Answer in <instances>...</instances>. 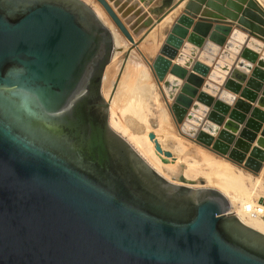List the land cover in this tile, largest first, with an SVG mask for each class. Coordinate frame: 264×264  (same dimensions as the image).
I'll list each match as a JSON object with an SVG mask.
<instances>
[{"label": "water", "instance_id": "1", "mask_svg": "<svg viewBox=\"0 0 264 264\" xmlns=\"http://www.w3.org/2000/svg\"><path fill=\"white\" fill-rule=\"evenodd\" d=\"M97 1L133 43L107 1ZM109 1L119 5L118 0ZM161 2L149 8L156 18L174 4V0ZM243 3L246 7L239 17ZM227 5L230 10L210 1L207 6L220 14H204L220 23H230L224 18L237 21L251 35L263 34L259 24L264 26V12L254 0H228ZM123 7L117 8L121 18L128 12H122ZM196 8L189 1L184 13ZM188 14L177 19L172 33L186 34L178 26H191ZM140 17L134 22L125 19L134 36L151 23V17ZM205 28L204 23L196 24L188 42L201 44L199 32ZM216 28L230 31L229 25ZM216 32L210 38L222 42ZM172 37L165 45L179 47L181 42ZM231 37L246 35L236 29ZM246 45L241 57L255 62L262 42L248 38ZM114 48L112 33L81 0H0V264H264V236L234 216H222L226 204L217 192L167 183L111 130L100 85ZM191 48L186 43L184 53H191ZM165 52L174 57V51ZM184 53L175 56L171 68L170 60L160 55L152 65L158 79L165 77L161 89L173 101L170 108L177 119L190 105L187 97L176 94L180 83L176 76L186 73L181 65L192 63ZM221 58L232 63L235 59L225 51ZM258 64L263 66V61ZM238 65L251 68L243 61ZM195 67L206 74L205 66ZM215 68L226 74L230 70L219 61ZM253 74L260 76L259 69ZM231 77L242 81L245 75L235 68ZM197 78L190 74L188 80L199 85ZM223 86L232 92L240 89L231 80ZM186 91L195 93L191 87ZM221 93L233 100L228 92ZM241 96L253 99L245 91ZM198 101L211 102L205 94ZM257 103L264 107V98ZM198 108L199 104L192 106ZM214 108L223 111L227 105L218 99ZM253 114L259 120L246 123L251 130L264 120L261 110ZM208 118L215 125L223 121L216 112ZM187 119L196 118L189 113ZM204 125L206 130L216 128ZM242 135L253 138L250 130ZM261 136L259 143L264 145V128ZM156 149L161 151L157 143ZM259 155L253 150L247 165L257 170Z\"/></svg>", "mask_w": 264, "mask_h": 264}, {"label": "rangeland", "instance_id": "2", "mask_svg": "<svg viewBox=\"0 0 264 264\" xmlns=\"http://www.w3.org/2000/svg\"><path fill=\"white\" fill-rule=\"evenodd\" d=\"M96 1L97 0L93 1V3L92 2L89 3V0H82V2L84 4H86L90 8H93V10H94L93 4ZM141 1L142 0L139 1L140 4L138 2L139 6L137 5V9L140 8V10H142L140 12L141 14L148 12V13H146L147 18H149V17L153 18L152 21L154 22L156 17L153 15H150L151 12H149L150 10H148V9L151 8L152 6H154L158 1L160 3H162L161 2L162 0H143L142 2ZM176 1L177 0H174V2H176ZM189 1L193 2L196 5L197 11H191V14L184 13L186 6L184 8V6L179 5L173 11L169 12V14H171L174 11H177V9H178V11L175 12V13H177L176 14L177 19L183 14H188V16L190 18H192V23H191L190 27L185 28L184 25H182V24H179V26H178L180 29L183 28L184 30H186V34L184 36H181L180 33H178V34L172 33V29H173L174 25L176 24L175 20H177L175 18V20H173L175 23L174 22H173L174 24L172 23L173 25L172 24H169V25L165 24V25L160 27V25H158L159 23L156 24V26H158V27L156 28V26H155L156 29H154V32H156L157 37L155 38V35H154L155 33L153 34V38L155 40L152 39L151 37L147 38V36L145 39L144 34H145V30L148 29V26H146L143 29L144 32L142 30L141 34H138V36H134L132 34V31L130 30L131 31L130 34H131V36L135 42V43H130L125 38V36L121 33V31L119 29H117V26L113 23V21L109 20V19H111L109 17V15L105 14L107 19L109 18L108 21H110V24L112 25V26H110V25H107V26L108 27L110 26L112 29L114 28V30L111 31L114 35L113 36L114 39L116 38V36H118L119 38L117 37L116 39H118V40L121 39L122 42L124 41L126 45L124 43H123V45H125L127 48L125 49L124 52L122 51L123 52V53H121L122 54L121 55L122 60H121V62H119V64H117L119 61L117 59L120 58V56L118 55V57H117L116 53L118 52L119 48L115 43V49L113 51V55H111V59H110L109 63L107 64L108 66L106 65L107 67L105 69L106 70V73H105L106 78L103 80V83H102L103 95L105 94L104 95L105 98L109 99L110 95H112V93H114L116 91L118 82L122 79H124L125 81L128 82L127 87H129L128 89H130V91L128 89L126 91V87L123 84V86H121L122 91H124L126 93H133L134 95L137 94V93L133 92V91L137 90V85H140L142 83L147 84L149 90H146V92L149 91V93H145V99L147 100V99L151 98V100H152L151 102L154 105L153 106L151 103V106H150L151 109H153L152 112L154 114L153 115L154 117L152 115L147 117V120L148 121L150 120L148 122L150 125V129L151 130H161L162 133H165V134L170 133L168 136L167 135L165 136V138H164L165 143L168 144V146H171V147L179 146V148H180L179 149L180 153H178L176 155V153H177L176 152L175 154H171V157L167 158L171 162H167V163L162 162V165L173 164L176 161V159H177L176 157L179 156V154L181 156L182 154L186 153V156L182 155V159H179L177 161L182 166L181 169H182L183 173L181 172V176L183 177V180H180L178 178V179L174 180L173 183L187 185V186H190L193 188L212 187V188H216L219 190V188L216 186V184L212 183L213 184L212 185L211 183L207 182V178L205 175V173H207V171L212 172V173L216 172L217 174L214 177H222V173L223 174L228 173L230 175L232 173L241 174L243 176V181H244L245 185L251 190V201H257V200H259V197L264 196V168H263L264 162H263L261 169L255 173V172H252L251 170H249L248 168H246L245 161L249 157L252 147L256 145L257 140L261 137V132H262V129L264 128V120L262 122H260V127L258 130H251L250 127L246 126V123L248 121H251V123H253V124L255 122H258L259 119L253 114V110L258 109V110H261V112H264V107H262L261 105H259L257 103L260 98H264V53H263L264 52V39L260 38V37L264 38V26L262 24H259L262 27L263 34H261L260 37H258V36H254V35H251L250 33H248V31L243 29V27H241V25L238 24L237 21H229L227 18H224L225 20H227V22H230L227 24V23H220L219 21L218 22L212 21V20H209L210 19L209 17H206L208 15H205L204 14L205 12H214L217 15L220 14V12L214 11L211 8H209L207 6L208 2L212 1L215 4L221 6L223 9L230 10V7L227 5L228 0H224V1H220V0H189ZM257 2L259 4V6L264 11V0H257ZM96 3L98 4L99 2L97 1ZM127 3L125 4V7H123V9H124L123 11L127 10L128 12H127L125 18H121V19L125 23L126 18L129 17V19L132 20L136 15L137 17L131 21V22H134L137 20V18H139L140 13L135 14L136 13L135 11H137L135 9L136 7L133 6V3L131 4V2H129L128 4ZM141 4L143 7L141 6ZM146 5H148V6H146ZM132 6H133V8L135 7L134 9L132 8L133 10L130 9ZM245 7H246V4L243 3L242 7H241V11L237 12L239 17L242 16L243 10ZM181 8H183V9L181 10ZM101 10H102V8H101ZM179 10H181L180 14H178ZM129 11H131V12H129ZM130 15H133V17L131 18ZM120 16H121V14H120ZM153 22H151V23H153ZM199 23H202V24L204 23V26H206V28L204 29L203 32L202 31L199 32V35L203 39L202 43L195 45L194 43L188 42L187 37L189 36V34H191L194 31L196 24H199ZM221 24H224L227 26L229 25L230 31L228 33H223L221 31L219 32V31L215 30V29H217L216 27L218 25L221 26ZM125 25L129 28L128 23H126ZM231 25L234 26L232 29H231ZM159 27H160V30H159ZM236 29L243 32L247 38L246 37L244 39L232 38L231 34ZM159 31H161V32H159ZM213 32H216L217 37L222 36L223 41L218 42V41L212 40L210 37H211V34ZM142 33H143V35H142ZM170 34L173 35L172 40H174L176 38L177 40H179L181 42L179 44V47H177V48L175 46H173L172 43H169L167 45L166 51H168V53H171V51H174V57H169V55L167 56L160 51V49H161L160 45H162V43L165 41V39H167L169 37ZM248 38H253L257 41H261L262 45H263L262 49L257 52V60L255 62H252V63L247 62L246 60H244L241 57L242 50L244 48L248 47L246 45ZM152 40H154V41H152ZM186 43L192 47L191 53L190 52L184 53L185 51H184L183 47L186 45ZM228 44H232L231 47H233V48L228 47ZM249 49L255 50L252 47H249ZM224 51H225V53H229L231 56L235 57V59L233 58L234 63H232L233 60L229 61L226 58H221V55L224 53ZM183 53L185 55H187V57L190 59V61L192 63L189 67L181 65V66H183V69L186 70V73L183 77L176 76V78L180 81L179 86L176 89V94H183L185 97H187L190 100V105L188 107H186L187 111H186L185 115L183 117H181L182 119H177V116L175 115L173 109L171 110V108H170L173 101L170 99H166V97L164 96L163 91L161 89V86L163 84V79L165 77L163 79H158V77L155 75V73L151 69V64L153 65V61L155 60V58L160 55V56L164 57L165 59H167L168 61L170 60V62H172V66H173L177 62L175 59L176 58L175 56H178L179 54H183ZM202 54L205 55V58L202 57ZM129 57H135V59L137 60L136 63L138 64V68H137V70H136V68H135V70H133V68H131L127 72L126 77H123L122 72L124 70V66L126 64V61L129 59ZM115 60H116V62H115ZM259 60L263 61V66H260L258 64ZM218 61L223 65L226 64L229 66V69H230L228 71L229 74L228 73L226 74L223 70L221 71V70H218L215 68V63ZM240 61H243L245 64H250L251 68L246 70L245 68H243V66L241 67L240 65H238ZM196 64H198L199 66H200V64L205 66L207 68L206 74H202L201 72H199L197 70V68L195 67ZM112 66H114V67H112ZM235 68H237L239 71L244 73L245 77L242 81L238 80L237 78L231 77V73H232L233 69H235ZM255 68L259 69L260 76L253 74V71ZM167 74H170V69H168ZM190 74H194L195 76H197L198 77L197 79L201 80V84L196 85V84L190 82L188 80ZM212 74H215V76H216L215 79H213L211 77ZM112 78H114V79H112ZM111 80H112V82H111ZM124 80H123V82H124ZM227 80H231L235 84H239L240 89L238 90V92H232L223 86L224 81H227ZM207 86H209V87H207ZM190 87L195 89V93L192 95L189 94L188 91L184 92V89L187 90V88H190ZM121 89H119V91H121ZM223 91H226L231 96H233V100L230 101V98L223 96V94L221 93ZM243 91H245L246 93H251V95L253 96V99H248V98H245L244 96H241V92H243ZM150 94H151V96H150ZM152 94H153V96H152ZM200 94H205V95L209 96L211 102H209V103L199 102L198 97ZM106 95H108V96H106ZM154 96H155V98H154ZM218 99L227 105L226 110L219 111L218 109L214 108L215 101H217ZM239 101H243L244 103L247 104V106L242 105V103L238 104ZM194 104H199V106H200V108H198L197 111H196V109H192V106ZM188 112L196 118V119H190L189 121H187V123L188 124L191 123V125H194L193 124L194 121H197L198 124L202 123L201 121H203L204 124L209 123V124L215 125L216 123H214V121H212L210 118H208V116L212 112H216L217 114L222 116V118H223L222 120H224L227 123L231 122L233 125L238 127V129H239L238 133L235 136L233 143L229 144V150L227 153H216L213 150H211L213 148V142L209 145L205 144L206 146H204V145L198 143L195 137H191V136L189 137V135L186 136V134H184V132L181 130V127H182V124L185 122V118H186V115ZM234 112H235V115L237 118H239L240 116H242V117L240 119H237L236 117H235L236 119L231 117V114H234ZM116 113H117L116 115L118 116V118H120L121 120H125L128 118L129 119H131V118L135 119L134 117H132L130 115V113H127V112L124 113L123 115L122 114L120 115L121 112L116 110ZM159 113H161L163 115V117L165 116L164 122L158 121L157 116L159 115ZM131 120H129L130 124H127L128 126L130 125V127L132 126ZM135 121H133V123L137 124L138 121L137 120H135ZM138 124L140 125V131H142L144 129L145 125H143V123L142 124L138 123ZM221 128H222V125L220 126V129ZM248 130H250L252 135H253L252 140H250V139L246 140L244 135L242 136L243 132L248 131ZM217 138H218L217 134L214 135V141L217 140ZM238 140H241V141L238 142ZM236 142L241 143V144H242V142H247V144H249V148L247 150L238 149L237 146H235ZM181 149H183V150H181ZM236 150H237L239 155L234 156L232 153ZM168 151L171 152L169 148H168ZM182 152H184V153H182ZM203 156L210 157L211 159H213L216 162L213 165V167H208V166L204 165V163H203L204 161L202 160ZM217 162H218V164H217ZM195 163L200 165V166H198V165L195 166L199 170L197 172V174L189 172L190 166L194 165ZM186 164H188V165H186ZM185 170H187L189 172L190 176H186L184 174ZM220 170L223 172L221 174H218L221 172ZM170 182H172V181H170ZM253 186H255V187H253Z\"/></svg>", "mask_w": 264, "mask_h": 264}, {"label": "bare ground", "instance_id": "3", "mask_svg": "<svg viewBox=\"0 0 264 264\" xmlns=\"http://www.w3.org/2000/svg\"><path fill=\"white\" fill-rule=\"evenodd\" d=\"M93 1H95V0H89V3L90 2L93 3ZM106 1H107L108 5L116 13V15L119 17V19L121 20V22L123 23L125 28H127L128 32L130 34L131 31L125 25L126 22L124 23V21L121 19L120 14L117 13V8H120L123 5L125 7V4L127 2L128 3L131 2V4L133 3V5H135L136 8L135 7L134 8L137 11H139V13H140L142 10H140V8L137 9V5L139 6V4H140L139 1L140 0H118L119 5L117 7L113 6V1H109V0H106ZM254 1L259 6L257 0H254ZM96 2L93 4V6H94V10H95L94 12H95L97 18L108 29L110 28L109 29L110 32L113 31L114 28L112 29L110 27L112 25L110 24V21H108L109 18L107 19V17L105 16V14L106 15H109V14L106 12V10L104 9V7L102 6V4L100 2L98 4ZM138 2H139V4H138ZM185 2H186V0H177L168 9L166 8L163 11V13H161L159 15V17L155 19L154 22L152 21L153 18H151L150 22H153V23H147L148 29L145 30V34H144L145 35L144 36L145 39H146V36H147V38L151 37L152 39H154L153 38V34L154 33H155L154 34L155 38L157 37L156 36L157 35L156 32H154V29H156L158 27V26H156V24L159 23L158 25H160V27L165 25V24H168V25L172 24L174 22L173 20H175V18L177 16L176 15L177 13H175V12H177L178 9H177V11H174L171 14H169V12L173 11L179 5L184 6V8H185V6L187 4V2L186 3ZM141 6H142V4H141ZM146 6H148V5H146ZM101 8H102V10L104 12L101 10ZM260 9H262V8L260 7ZM123 10L124 9H122L121 11L123 12ZM137 11H135V12H137ZM262 11H263V9H262ZM129 12H131V11H129ZM146 13H148V12H145L143 14L140 13L139 17L141 16L140 18H142L143 16H146ZM130 17L132 18L133 15H130ZM136 17L137 16L135 15L134 18H136ZM109 20L113 21L112 19H109ZM175 21H177V20H175ZM142 23H143V21H141L139 23V25H141ZM107 25H110V26L108 27ZM155 26H156V28H155ZM160 27H159V30H160ZM143 28H145V27H143ZM117 29H119V28L117 27ZM143 32H144V30H143ZM159 32H161V31H159ZM112 35H113V33H112ZM142 35H143V33H142ZM117 37L118 36H116V38ZM116 38L114 39V37H113V40H114V44L116 43V45L119 48L118 52L116 53L117 57H118V55L120 56V58L117 59V60H119L117 64H119V62H121V60H122V56H121L122 54L121 53H123L127 47L125 46L126 44H125L124 41L122 42L121 39L118 40ZM154 40H152V41H154ZM132 41H133V43H135L133 38H132ZM165 41H166V39H165ZM165 41L162 43V45H160L161 46L160 47L161 48L160 51L162 53H166L165 50H167V49H165V47H167L165 45ZM123 43L125 45H123ZM115 62H116V60H115ZM136 62H137V60L135 59V57H129V59L126 61V64L124 66V70L122 72L123 73V77H126L127 72L131 68H133V70H135V68H136V70H137L138 64ZM106 67H105V69H106ZM112 67H114V66H112ZM171 67H172V62L170 64L169 68H171ZM105 69L103 71V75H102V78H101L100 93H101V96H102V99H103L104 103L106 102L108 104V108H107V123H108L109 127L111 128V130H113L114 132L119 134L121 137H123L126 140V142L134 149V151L146 162V164H148L155 171V173L158 174L164 181H166L167 183H169L171 185L185 187L186 189H188L190 191L213 190V191L217 192V194L221 197V199L226 204L225 205L226 207L223 210L222 216H225V217L234 216L235 219L239 223H241L242 225H244V226H246V227H248L250 229L255 230L256 232H258V233H260V234H262L264 236V218H263L264 217V196L263 197H259V200H257V201H251V190L245 185V183L243 181V176L241 174H235V173H232L231 175L228 174V173H226V174L224 173L223 174L222 173L223 171H221L222 170L221 169L220 170L221 172L218 173V174L222 173V177H214L217 174L216 172L212 173V172H208L207 171V173H205L206 178H207V182L211 183V184L212 183L216 184V186L219 188V190L216 189V188H212V187L193 188V187H190V186H187V185L173 183V181L178 179V178L180 180H183V177L181 176V172H182L181 168H182V166L177 161L179 159H182V155L186 156V153L182 154L181 156L179 154V156L176 157L177 159L175 158L176 161L173 164L162 165V162H164V163L171 162L167 158L171 157V154H175L176 152H177L176 155L178 153H180L179 152L180 148H179V146H174L175 144L173 145L174 147H171V146H168V144L165 143V139L164 138H165L166 135L168 136L170 133L165 134V133H162L161 130H151L150 129V125L148 123L150 120L148 121L147 117L150 116V115L153 116L154 114L152 112L153 109H151V107H150L151 103H152L151 102L152 101L151 98H149L147 100L145 99V93H149V91L146 92V90H149L147 84H143L142 83L140 85H137V90L133 91L134 93H137V94L134 95L133 93H126V92L122 91L121 86H123V84L126 87V91L129 88V87H127V83L128 82L125 81L124 79H122V80H120L118 82L116 91L114 93H112V95H110L109 99H106L105 96H104L105 94L103 95V92H102V83H103V80L106 78V75H105L106 70ZM151 69L153 70L152 64H151ZM112 79H114V78H112ZM123 80H124V82H123ZM111 82H112V80H111ZM119 89H121V91H119ZM128 90L130 91V89H128ZM106 96H108V95H106ZM150 96H151V94H150ZM152 96H153V94H152ZM154 98H155V96H154ZM152 105H153V103H152ZM116 110L121 112L120 115L121 114L123 115L126 112L130 113V115L132 117H134L135 119L131 118L132 119L131 120V119L128 118V119H125V120H121L116 115L117 114ZM188 116H189V112L187 113L186 118H185V122L182 124V127H181V130L184 132V134H186V136L189 135V137L190 136L191 137H195L197 142L202 144V145H204V146L209 145V144H211L213 142V148L211 150H213L216 153H227L228 152L229 144L233 143V141L235 139V136L238 133V130H239L238 127H233V126L232 127H228L226 125V122L223 120L219 124L215 125L216 128H214L212 130H208V129L206 130V129H204L205 125H204L203 121H201L202 123H199V124H198L197 121H194V123H193L194 125H191L190 122H189L190 124H188L187 123V121H189L187 119ZM157 118H158L159 122H164L165 116L163 117V115L161 113H159ZM129 120L132 121V124H131L132 126L131 127H130V125L129 126L127 125V124H130ZM135 120H137L138 123H140V124L143 123V125H145L144 129L142 131H140V125L138 123L137 124L133 123V121H135ZM221 125H222V128H221L222 130L220 129ZM258 129L256 128L255 130H258ZM150 132L153 133V135H154L153 138L149 137V133ZM216 134H217L218 138H217V140L214 141V135H216ZM261 134H262V132H261ZM260 138H262V136ZM245 139L246 140L247 139L248 140L249 139L252 140V138H250V137L249 138L245 137ZM259 139L257 140L256 145L252 147V149L250 151V155L245 161L246 168H248L249 170H251L252 172H255V173L258 172L261 169V167L263 165V162H264V145H260ZM239 141H241V140H238V142ZM238 142H236V144H235V146H237L238 149L247 150L249 148V144H247L248 141L247 142H243L245 144V146L243 145L240 148L237 145ZM156 143L159 145L161 151H158L156 149ZM168 148L170 149L171 152L168 151ZM181 150H183V149H181ZM253 150L254 151L255 150H259V152L261 153V155H259L257 160L254 159L258 163V166H257L258 169L257 170L255 169V167L247 165V163L250 162L249 159L253 157L252 156ZM235 152H237V150ZM182 153H184V152H182ZM237 154H238V152H237ZM202 160L204 161L203 162L204 165H206L208 167H213V165L216 163L213 159H211L210 157H207V156L206 157L203 156ZM217 164H218V162H217ZM186 165H188V164H186ZM197 165L198 164H196V163L194 165H192V166L189 165L190 166L189 172L197 174V172L199 171L198 168L195 167ZM198 166H200V165H198ZM189 172L187 170H185L184 174L186 176H190ZM170 181H172V182H170ZM253 187H255V186H253Z\"/></svg>", "mask_w": 264, "mask_h": 264}, {"label": "crops", "instance_id": "4", "mask_svg": "<svg viewBox=\"0 0 264 264\" xmlns=\"http://www.w3.org/2000/svg\"><path fill=\"white\" fill-rule=\"evenodd\" d=\"M189 0H186V2H188ZM185 2V3H186ZM185 5V4H184ZM183 8H181V10H182ZM181 10L179 11V13L178 14H180L181 13ZM234 26L233 25H231V29L233 28Z\"/></svg>", "mask_w": 264, "mask_h": 264}]
</instances>
